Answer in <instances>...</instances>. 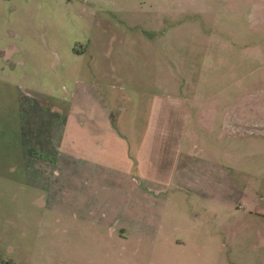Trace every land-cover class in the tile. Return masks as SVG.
Returning <instances> with one entry per match:
<instances>
[{
    "label": "rangeland",
    "instance_id": "374dc122",
    "mask_svg": "<svg viewBox=\"0 0 264 264\" xmlns=\"http://www.w3.org/2000/svg\"><path fill=\"white\" fill-rule=\"evenodd\" d=\"M0 254L264 264V0H0Z\"/></svg>",
    "mask_w": 264,
    "mask_h": 264
},
{
    "label": "flooded vegetation",
    "instance_id": "af4514ba",
    "mask_svg": "<svg viewBox=\"0 0 264 264\" xmlns=\"http://www.w3.org/2000/svg\"><path fill=\"white\" fill-rule=\"evenodd\" d=\"M9 264V261L0 254V263ZM11 263V262H10Z\"/></svg>",
    "mask_w": 264,
    "mask_h": 264
},
{
    "label": "crops",
    "instance_id": "0c3cea01",
    "mask_svg": "<svg viewBox=\"0 0 264 264\" xmlns=\"http://www.w3.org/2000/svg\"><path fill=\"white\" fill-rule=\"evenodd\" d=\"M137 147H139V146H137Z\"/></svg>",
    "mask_w": 264,
    "mask_h": 264
}]
</instances>
